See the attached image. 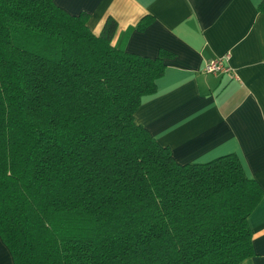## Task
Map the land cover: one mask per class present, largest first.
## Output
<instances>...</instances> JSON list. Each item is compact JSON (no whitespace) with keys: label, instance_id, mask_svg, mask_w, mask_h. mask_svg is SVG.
<instances>
[{"label":"trees","instance_id":"trees-1","mask_svg":"<svg viewBox=\"0 0 264 264\" xmlns=\"http://www.w3.org/2000/svg\"><path fill=\"white\" fill-rule=\"evenodd\" d=\"M87 18L54 0H0V239L13 264L253 256L263 190L237 155L179 164L134 120L172 54L128 52L111 44L112 17L98 35Z\"/></svg>","mask_w":264,"mask_h":264},{"label":"crops","instance_id":"crops-1","mask_svg":"<svg viewBox=\"0 0 264 264\" xmlns=\"http://www.w3.org/2000/svg\"><path fill=\"white\" fill-rule=\"evenodd\" d=\"M70 14L84 11L98 35L107 17L117 24L112 45L155 57L172 55L134 120L179 164L234 153L263 195L248 217L254 255L264 264V13L262 0H54ZM151 21L142 30L136 25ZM224 59L226 72L206 73ZM0 264H13L0 239Z\"/></svg>","mask_w":264,"mask_h":264},{"label":"built area","instance_id":"built-area-1","mask_svg":"<svg viewBox=\"0 0 264 264\" xmlns=\"http://www.w3.org/2000/svg\"><path fill=\"white\" fill-rule=\"evenodd\" d=\"M228 70L229 67H227L222 58L209 61L203 67V71L206 73L226 72Z\"/></svg>","mask_w":264,"mask_h":264}]
</instances>
